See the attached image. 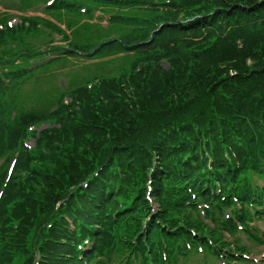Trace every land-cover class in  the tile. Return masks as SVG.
I'll return each mask as SVG.
<instances>
[{
	"label": "trees",
	"instance_id": "obj_1",
	"mask_svg": "<svg viewBox=\"0 0 264 264\" xmlns=\"http://www.w3.org/2000/svg\"><path fill=\"white\" fill-rule=\"evenodd\" d=\"M86 1L54 0L46 7L54 16L73 13L62 22L71 30L63 32L69 39L63 54L55 46L19 51L13 56L54 57L10 64L17 69L9 84L0 75V155L18 151L13 172L8 178L5 169L0 173V264H35L38 253L37 264H100L89 260L104 245L125 251L123 264L174 261L195 248L194 241L210 250L208 240H218L215 229L192 216L190 187L212 196L215 205H239V219L249 215L246 205L264 208V184L247 182L256 173L264 183V0H89L105 10L127 9L110 15L113 30L79 23L94 14ZM37 20L22 17L18 26L0 29V44L32 34ZM136 23L143 28L137 33ZM78 50L109 63L125 50V72L75 86L66 103L60 93L54 108L12 105L35 70L59 65ZM248 57H255L253 74L243 66ZM182 83L196 95L181 106L187 111L175 107L183 93L173 91ZM151 85L147 110L133 97ZM168 105L174 108L164 111ZM48 124L53 126L35 130ZM29 136L35 139L30 149L23 142ZM59 175L72 187L55 191L61 188L53 179ZM215 181L221 195L210 188ZM58 197L64 202L55 211ZM82 245H89L84 252Z\"/></svg>",
	"mask_w": 264,
	"mask_h": 264
},
{
	"label": "rangeland",
	"instance_id": "obj_2",
	"mask_svg": "<svg viewBox=\"0 0 264 264\" xmlns=\"http://www.w3.org/2000/svg\"><path fill=\"white\" fill-rule=\"evenodd\" d=\"M49 1L50 0H46V1L32 0L29 2H24L23 0H0V23H3L2 29L6 28L5 22H7L8 24H12V27L18 26V24L22 22V17H30V19H38L37 22L39 23V25L36 26V30L33 31L32 34L25 35L22 38H20L18 35L16 40H12L10 38L9 41L7 42L1 40L4 42L0 44V58H2L0 59V75H4V72H7L6 77H4V83L9 84L11 82L9 80H6V78H8V76L12 74L13 70L17 69V68H9L10 64L20 63L21 64L20 67H22L25 65H34L35 62L42 61V60L37 61V59H41L43 56L36 57L35 55L29 58L20 57V56L14 57L15 54L19 51L34 50L35 52H45L47 50L48 41L52 40L53 46H55V48L59 50L58 52L60 54H63L65 50V45L69 43V39H66L65 35H63V32L65 34H68L70 33L71 30L67 26L62 24V22H65L68 19V17L70 18V16L73 15V13L67 12L66 10H61L59 14L58 13L55 14V16L61 18V23H58L59 19L57 17L47 13L46 7ZM86 2L88 7H90L91 10L94 11V14L91 17V19L84 17L83 19L79 20V23H87L89 25H92L93 29L97 24L105 30H109V29L113 30L115 23H110L112 21L110 15L112 13H117V12H124L123 14H125L127 10L125 8H122L120 11V9L116 7H108L105 10L103 8H100L99 5H94V6L91 5L89 0ZM43 21L52 23L58 26L61 30L57 31V29L54 27H48L44 25ZM135 25L137 26L136 33L140 29H143L140 28L137 23ZM119 27L123 31L125 30L123 23H119ZM109 37L113 40L118 41V37L120 36L115 31L113 32L111 31ZM92 51H86L87 54L85 55L74 53L72 55H68L65 61L58 63L59 65H50L47 69L39 68L35 70L32 75L33 77L29 78L24 83H22L21 88H19L18 90L17 98L12 101V105H16L17 103L18 105L16 106H21L24 109H34L39 111H41L43 108L47 106L48 107L51 106L52 108H54L58 104V95L62 91H65L67 93V91L69 90L71 91L75 86L81 84L88 85L92 81L93 82L97 81L98 78L103 79V77H109L112 75H117L120 72L123 73L125 72V70L122 69L123 60H124L123 56L126 55L125 50H120L119 53L120 58L113 63H109L108 61L104 60L105 58H103L102 56H100L99 58L90 57L91 55H93L92 53L95 50L93 52ZM260 58H264V50H260ZM61 63H63V65H60ZM161 63L164 66L169 65V63L166 62L165 60H162ZM254 63H255V57H248L244 61L243 66L244 67L245 65L248 66V73L250 74H253L254 71L256 70L255 66L250 67V65ZM230 73L234 74L232 70H230ZM173 80H175V77ZM215 85L216 84H214L211 89H213ZM153 89H154L153 85H151L150 87H146L144 91L137 89L136 93L138 98L134 96L133 97L134 102L137 103V100L139 99V102L142 105V107L147 110H150V108L148 107V102L150 99V94H148V91H151ZM178 90L182 91L183 98L182 101L175 107H177L180 110L187 111L188 108L181 106L185 104H189L190 102L195 100L196 95L193 94L191 86L186 83H182L181 88L174 89L173 93H177ZM215 90L220 92L218 87H216ZM62 95L64 97L65 93H62ZM152 95H156V94H152ZM5 99L6 100L10 99V96L5 97ZM1 100L3 101V95ZM61 101L63 103L69 102V96L66 95V97L61 99ZM172 108L174 107L168 105L163 110L168 111L171 110ZM13 112H15V110ZM7 117L8 115H6V118ZM50 125L53 126V124L41 125L39 128L36 127L35 130L36 129L40 130L41 128ZM24 141H26V145L28 147L34 146L35 139L33 136H29L25 138ZM15 151L17 150H5L4 153L0 155V173H2L3 170L5 169V178H8V176L14 170L15 163L10 164L9 161L14 157L13 152ZM74 168H76V165L73 167V169ZM254 174L258 176V178L260 179V183H262L263 175L256 173ZM254 174H250V176L248 177L247 179L248 184L255 183L256 176ZM53 179L58 181L61 185V188H54L55 191H57V189H63L67 186L68 188L72 187V184H66L64 181L62 182L60 179V175L54 177ZM82 183H84V185L86 184L85 181H82ZM214 184L215 186L211 185L210 188L215 190L216 195L218 194L221 195L222 193H220V189H221L220 182L215 181ZM206 187H209V184ZM190 188L191 190H189V192L192 195V202L196 206L195 210L191 212L192 216L203 219V221L208 226L214 229L220 228V235H222L223 228L221 227V225L226 219H229L227 216L228 212L234 211L237 214L238 207L236 206L234 210H230V208L225 206L224 204H220V206L215 205L216 200L213 199L212 196H209V198L206 199L205 197L197 194L192 187ZM201 190L203 191V186L201 187ZM147 196L148 198H150L149 195ZM39 197L40 199H42L43 195L40 194ZM149 201H150L151 209L156 211L157 209L156 202L152 199V197L150 198ZM63 202L64 200L58 197L54 202V210L58 211L61 208ZM197 204H200L201 206H197ZM203 204H206L207 206H204ZM249 214H253L254 217L248 219L247 218L248 216H246V218L239 220L245 225H249L250 229L259 231L260 241H261L262 240L261 237H264V216H256L254 212H249ZM37 220L40 221L39 218H37ZM3 228L5 229V227ZM233 233H234V237L231 238L229 235L226 243L229 244L230 241H233V243L240 246V248H246L248 252V256L244 255V257H252V258L236 259L233 257H229L230 260L236 259L237 264H250L249 262L246 261L247 259L249 261H253L256 263L264 262V245H262V243L260 244L257 243L255 239L251 236V233H248L247 231H244L242 229L235 230ZM21 234L22 233L18 231V233L13 235L12 238H15L16 236H19ZM84 248L86 250L88 246ZM125 255H126L125 251L116 250L109 246L104 245L102 253L95 256L94 259H92L91 261L89 260V262H92L93 260L95 261L96 259L100 261V264H123ZM183 258L184 256L180 257L178 261L179 263L177 264H190L189 260L185 263ZM212 258H213L212 260L207 261L206 263L203 264H223V263L226 264L225 262H227V259L224 258L222 255L220 257L217 256L215 258L214 257ZM190 259H193V262L190 261L192 262V264L198 263V258L195 257V255H193V257H191ZM83 264H86V261H84Z\"/></svg>",
	"mask_w": 264,
	"mask_h": 264
}]
</instances>
